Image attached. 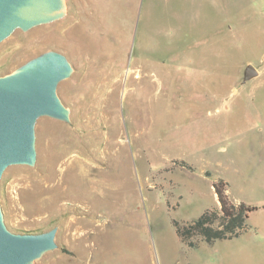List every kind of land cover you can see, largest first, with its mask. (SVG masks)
<instances>
[{"label": "rangeland", "instance_id": "374dc122", "mask_svg": "<svg viewBox=\"0 0 264 264\" xmlns=\"http://www.w3.org/2000/svg\"><path fill=\"white\" fill-rule=\"evenodd\" d=\"M65 2L0 41V75L47 50L73 68L56 87L70 121L38 117L34 165L0 178L9 230L57 227L33 264H264L263 208L197 247L171 223L216 206L217 178L264 203V0Z\"/></svg>", "mask_w": 264, "mask_h": 264}, {"label": "water", "instance_id": "95a60500", "mask_svg": "<svg viewBox=\"0 0 264 264\" xmlns=\"http://www.w3.org/2000/svg\"><path fill=\"white\" fill-rule=\"evenodd\" d=\"M65 13V0H0V41L15 28L26 31ZM72 70L63 53L47 50L0 75V178L9 165H34L38 117L70 121V110L56 87ZM257 75V68L248 63L242 81ZM56 232V226L41 232H12L5 225L0 204V264H33L57 246Z\"/></svg>", "mask_w": 264, "mask_h": 264}, {"label": "trees", "instance_id": "16d2710c", "mask_svg": "<svg viewBox=\"0 0 264 264\" xmlns=\"http://www.w3.org/2000/svg\"><path fill=\"white\" fill-rule=\"evenodd\" d=\"M5 72L3 74H6ZM2 74V75H3ZM188 169L185 161H178ZM226 181L217 178L212 181L217 205L204 209L198 216L188 221L171 220L180 241L188 247H197L200 241L212 244L215 240L230 239L240 235L247 227L249 214L263 208V204H250L244 201L233 202L226 193ZM63 251L68 252L65 248Z\"/></svg>", "mask_w": 264, "mask_h": 264}, {"label": "bare ground", "instance_id": "6f19581e", "mask_svg": "<svg viewBox=\"0 0 264 264\" xmlns=\"http://www.w3.org/2000/svg\"><path fill=\"white\" fill-rule=\"evenodd\" d=\"M93 223V222H92ZM89 235V234H88ZM90 236V235H89ZM140 249V248H139Z\"/></svg>", "mask_w": 264, "mask_h": 264}]
</instances>
